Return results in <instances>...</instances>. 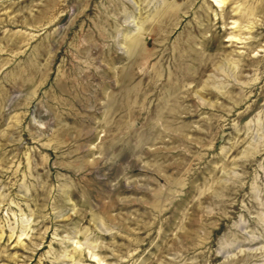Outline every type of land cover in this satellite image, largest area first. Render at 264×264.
Listing matches in <instances>:
<instances>
[{
    "label": "rangeland",
    "instance_id": "1",
    "mask_svg": "<svg viewBox=\"0 0 264 264\" xmlns=\"http://www.w3.org/2000/svg\"><path fill=\"white\" fill-rule=\"evenodd\" d=\"M0 264H264V0H0Z\"/></svg>",
    "mask_w": 264,
    "mask_h": 264
}]
</instances>
